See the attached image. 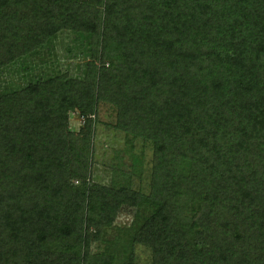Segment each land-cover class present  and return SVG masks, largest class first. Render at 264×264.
I'll return each mask as SVG.
<instances>
[{"label":"trees","instance_id":"trees-1","mask_svg":"<svg viewBox=\"0 0 264 264\" xmlns=\"http://www.w3.org/2000/svg\"><path fill=\"white\" fill-rule=\"evenodd\" d=\"M61 34L77 76L0 89V264H264V0H0V71ZM100 105L145 192L91 181Z\"/></svg>","mask_w":264,"mask_h":264},{"label":"rangeland","instance_id":"rangeland-1","mask_svg":"<svg viewBox=\"0 0 264 264\" xmlns=\"http://www.w3.org/2000/svg\"><path fill=\"white\" fill-rule=\"evenodd\" d=\"M69 35H59L53 41L52 48L44 51L38 56L24 59L16 62L10 67L0 71V89L12 90L17 89L26 84L28 79L39 77L40 75L50 71H65L67 70L72 76H77V64L82 63L83 60L77 56L80 50V42L72 41ZM81 41V39H80ZM114 120V111L107 105H100L97 109L96 121L93 126L92 146L93 153L91 158L90 175L93 183L109 186L111 182L118 181L120 172L130 171L128 168L131 157L141 158L140 173L131 179L130 187L133 190L146 191V184L148 179V172L146 170L148 159L150 156V146L142 145L140 141L134 143V147L128 150V145L125 143L122 133L116 132L111 128ZM81 123L75 114L68 116V128L77 135L78 128ZM142 179V181H141ZM128 215L121 213L114 221L116 226H124L128 224ZM110 234L112 231H107ZM101 246L94 244L91 247L92 251L101 249ZM101 247V248H100ZM134 264H148V254L146 250L141 247H136Z\"/></svg>","mask_w":264,"mask_h":264}]
</instances>
